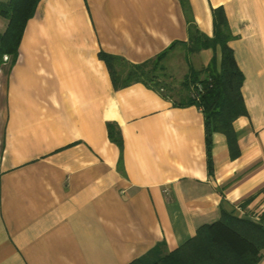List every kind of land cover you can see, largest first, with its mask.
Listing matches in <instances>:
<instances>
[{"label": "crops", "instance_id": "obj_1", "mask_svg": "<svg viewBox=\"0 0 264 264\" xmlns=\"http://www.w3.org/2000/svg\"><path fill=\"white\" fill-rule=\"evenodd\" d=\"M188 3L208 37L212 10L223 8L244 76L247 115L233 123L234 146L213 135L212 175L201 110L141 83L116 90L99 58L141 64L187 42L180 1L39 2L16 62L0 71V264L151 261L223 211L264 217V0ZM6 24L0 18V33ZM212 57L177 45L164 66L186 67L184 78L188 63L200 70Z\"/></svg>", "mask_w": 264, "mask_h": 264}, {"label": "trees", "instance_id": "obj_2", "mask_svg": "<svg viewBox=\"0 0 264 264\" xmlns=\"http://www.w3.org/2000/svg\"><path fill=\"white\" fill-rule=\"evenodd\" d=\"M40 1L0 2V18L7 22L4 32L0 33V71L5 64V56L9 58L11 66L16 62L26 24L33 18ZM179 1L188 23L187 42L174 43L141 64H131L121 57L104 53H100L99 58L105 63L116 90L141 83L171 100L175 106H196L201 110L205 124L207 165L212 175L213 135H224L229 145L234 146L236 137L233 123L247 115L241 93L244 76L229 46L234 37L223 8L212 10L213 35L208 37L191 20L188 0ZM177 45L185 48L186 56L212 50L213 57L200 70L194 69L187 60L188 73L176 86L164 61ZM217 49L220 50L219 62ZM192 87L195 88L194 94L191 92ZM107 130L109 140L121 148L119 129L110 124ZM153 254L151 261L139 259L131 264H259L264 255V231L248 219L223 211L219 221L199 228L196 235L178 249L166 254L155 250Z\"/></svg>", "mask_w": 264, "mask_h": 264}, {"label": "built area", "instance_id": "obj_3", "mask_svg": "<svg viewBox=\"0 0 264 264\" xmlns=\"http://www.w3.org/2000/svg\"><path fill=\"white\" fill-rule=\"evenodd\" d=\"M4 61L5 62H9V58L7 56L4 57ZM200 89V87H198V90ZM195 88L192 87L191 88V92L194 94ZM239 216L241 218H245L250 220L252 223L258 225L263 231H264V217H260L259 215H255V214H246L244 212H240Z\"/></svg>", "mask_w": 264, "mask_h": 264}, {"label": "rangeland", "instance_id": "obj_4", "mask_svg": "<svg viewBox=\"0 0 264 264\" xmlns=\"http://www.w3.org/2000/svg\"><path fill=\"white\" fill-rule=\"evenodd\" d=\"M182 65L185 67L184 64H182ZM185 69H186V67H185ZM185 69H182L180 71H175V72L174 71L168 72L173 77L172 82L174 85L177 86L182 81V79H183L182 75H183V72L186 71Z\"/></svg>", "mask_w": 264, "mask_h": 264}]
</instances>
